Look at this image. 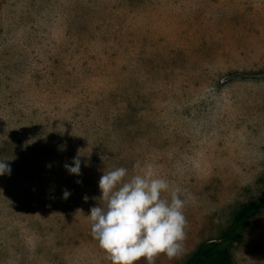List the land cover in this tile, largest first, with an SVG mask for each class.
<instances>
[{
	"label": "rangeland",
	"instance_id": "obj_1",
	"mask_svg": "<svg viewBox=\"0 0 264 264\" xmlns=\"http://www.w3.org/2000/svg\"><path fill=\"white\" fill-rule=\"evenodd\" d=\"M0 159V264H111L88 214L137 162L191 194L186 264L264 196V0H0Z\"/></svg>",
	"mask_w": 264,
	"mask_h": 264
},
{
	"label": "clouds",
	"instance_id": "obj_2",
	"mask_svg": "<svg viewBox=\"0 0 264 264\" xmlns=\"http://www.w3.org/2000/svg\"><path fill=\"white\" fill-rule=\"evenodd\" d=\"M5 160L0 159V175L11 173ZM64 167L70 174H81L79 157ZM133 167L136 172L131 176L125 167L101 175L98 181L101 196L94 198L99 200V205L88 214L91 234L111 264H138L141 258L146 264H154L161 254L176 258L184 250L187 226L184 209L191 194L172 186L152 163L141 166L137 162ZM69 195L67 190L63 192L64 198Z\"/></svg>",
	"mask_w": 264,
	"mask_h": 264
},
{
	"label": "trees",
	"instance_id": "obj_3",
	"mask_svg": "<svg viewBox=\"0 0 264 264\" xmlns=\"http://www.w3.org/2000/svg\"><path fill=\"white\" fill-rule=\"evenodd\" d=\"M264 210V196L238 212L219 239L203 242L186 264H235L233 248L243 237L249 222Z\"/></svg>",
	"mask_w": 264,
	"mask_h": 264
}]
</instances>
